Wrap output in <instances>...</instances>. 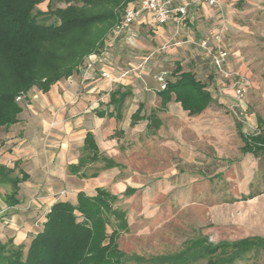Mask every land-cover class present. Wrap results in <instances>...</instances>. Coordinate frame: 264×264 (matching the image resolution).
Instances as JSON below:
<instances>
[{"label":"rangeland","instance_id":"obj_1","mask_svg":"<svg viewBox=\"0 0 264 264\" xmlns=\"http://www.w3.org/2000/svg\"><path fill=\"white\" fill-rule=\"evenodd\" d=\"M225 4L228 8L219 12L216 34L228 46L229 72L249 83L241 124L245 134H253L258 119L264 121V0ZM47 5L41 4L38 11L47 12ZM127 7L115 11L117 19ZM38 19L44 24L57 21L46 14ZM108 26L95 32L106 39L111 32ZM214 77L220 82L213 88L217 100L200 120L183 121L160 113L162 127L155 133L148 131L144 120L114 136L118 140L114 158L126 166L109 173L108 178H114L109 189L119 195L126 187H143L131 197L121 196L118 203L127 211L129 231L118 240L127 254L145 258L172 254L201 235L213 243L264 237V155L242 154L239 121L231 113L233 77ZM155 106V102L147 105L146 113ZM252 194L253 199L242 200ZM237 264H264V250L249 253Z\"/></svg>","mask_w":264,"mask_h":264},{"label":"crops","instance_id":"obj_2","mask_svg":"<svg viewBox=\"0 0 264 264\" xmlns=\"http://www.w3.org/2000/svg\"><path fill=\"white\" fill-rule=\"evenodd\" d=\"M224 1L228 0H218V5L212 7L204 1L177 0L176 6L189 5L186 21H178L174 14L163 26L156 24L149 14H143L108 51L104 69L116 79L113 83L95 71L81 85L77 73L56 83L47 93L34 88L27 94L19 122L8 129L0 128V166L12 169L14 178L25 177L19 183V203L15 207H8L2 199L6 192H12V187L0 186L4 190L0 192L2 242L12 238L16 245H24L27 250L32 237L43 228L51 207L63 200L76 204L80 192L95 196L98 189H106L118 200L121 196L128 198L125 192L129 187L119 195L109 189L114 178L108 175L126 166L114 158L118 145L114 136L125 133L126 126L139 124L140 121L132 124V115L140 105L145 116L152 110L157 114L160 128V113L183 121L200 120L216 102L213 88L217 89L220 82L211 80L215 74L213 65L196 43L208 40L214 44L213 37L221 23L219 12L228 8ZM223 45L228 49L225 42ZM178 67L194 72L207 83L212 94L211 106L199 115H189L174 100L166 105L165 111L160 109L157 92L162 89L155 77L164 74L166 81L174 80L172 74ZM120 88L128 96L118 119L110 100L112 92ZM151 102L156 106L146 113L145 108ZM144 120L147 119L141 121ZM159 129L148 131L155 133ZM88 134L93 136L98 149L96 160L90 159L94 152L85 150ZM108 160L118 166L107 167ZM130 188L137 190L135 194L143 189Z\"/></svg>","mask_w":264,"mask_h":264},{"label":"trees","instance_id":"obj_3","mask_svg":"<svg viewBox=\"0 0 264 264\" xmlns=\"http://www.w3.org/2000/svg\"><path fill=\"white\" fill-rule=\"evenodd\" d=\"M136 1L0 0V128L8 129L19 122L22 103L32 89L47 93L56 83L77 74L84 59L105 40L95 30L106 24L111 31L118 20L115 11ZM45 2L47 12L38 11ZM57 4L65 7L55 8ZM45 14L55 17L56 23L39 22V16ZM172 75L174 80H167L165 89L157 92L161 110L165 111L172 100L191 116L211 106L213 97L208 85L194 72L178 67ZM211 80L214 81L213 76ZM127 96L121 88L111 94L110 103L118 119L122 117ZM143 119L149 121V130L161 126L157 114L152 110L145 116L140 105L132 115V124ZM236 127L243 142L242 153L255 158L264 155V121L258 119V130L253 134H245L239 122ZM85 150L94 152L90 159H97L98 149L91 134L85 139ZM116 166L112 160L107 161V167ZM12 172L0 166V186L12 187L11 193L2 196L8 207L18 205L19 183L25 179L12 177ZM136 191L129 187L125 196L130 197ZM254 197L245 195L242 200ZM118 202V197L106 189H98L95 196L80 192L76 204L68 200L56 202L27 250L24 245H16L12 238L0 240V264H197L201 260H206V264H237L246 260L249 253L264 250L261 236L213 243L208 236L201 235L172 254L150 258L127 254L118 244L121 235L129 231L127 212Z\"/></svg>","mask_w":264,"mask_h":264},{"label":"built area","instance_id":"obj_4","mask_svg":"<svg viewBox=\"0 0 264 264\" xmlns=\"http://www.w3.org/2000/svg\"><path fill=\"white\" fill-rule=\"evenodd\" d=\"M204 1L208 5L214 7L218 5V0H196ZM177 0H137L136 2L129 4L124 9L120 18L117 20L110 35L104 40L99 49L87 56L83 63L78 67V75L80 76V84L83 85L89 78L92 72H99L100 76L113 83L116 79L111 78L110 74L104 69L108 64V51L129 31L132 25L139 20L143 14H149L152 20L158 25H166L170 22L173 15L177 16V20L185 22L189 5L176 6ZM214 44L208 40H202L196 43V45L203 50L206 57L209 58L214 68L215 77H233V81L230 85L232 90V98L235 103L231 106V113L240 122L243 120V112L241 105L246 95L249 83L239 74L229 72L228 52L222 43V35L216 34L213 38ZM155 79L161 83V89H165L166 80L165 75L160 74ZM226 88H222V91ZM20 99V98H19ZM18 99V100H19ZM63 192L62 194H64Z\"/></svg>","mask_w":264,"mask_h":264}]
</instances>
